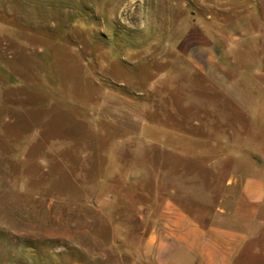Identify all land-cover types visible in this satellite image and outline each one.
<instances>
[{"label": "rangeland", "instance_id": "1", "mask_svg": "<svg viewBox=\"0 0 264 264\" xmlns=\"http://www.w3.org/2000/svg\"><path fill=\"white\" fill-rule=\"evenodd\" d=\"M225 155L264 165V0H0V264H114L165 197L206 220Z\"/></svg>", "mask_w": 264, "mask_h": 264}, {"label": "crops", "instance_id": "2", "mask_svg": "<svg viewBox=\"0 0 264 264\" xmlns=\"http://www.w3.org/2000/svg\"><path fill=\"white\" fill-rule=\"evenodd\" d=\"M188 56L206 70L214 62L216 48L199 32ZM235 167L222 187L214 211L201 220L170 197L147 207L145 219L134 245L112 249L114 264H236L241 251L254 233L264 204V165L255 158L225 155L210 165ZM158 196V195H157Z\"/></svg>", "mask_w": 264, "mask_h": 264}]
</instances>
